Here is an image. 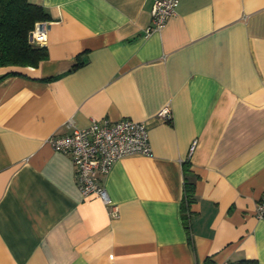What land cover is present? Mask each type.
Returning a JSON list of instances; mask_svg holds the SVG:
<instances>
[{
    "label": "crops",
    "instance_id": "1",
    "mask_svg": "<svg viewBox=\"0 0 264 264\" xmlns=\"http://www.w3.org/2000/svg\"><path fill=\"white\" fill-rule=\"evenodd\" d=\"M28 1L47 59L0 67V264H264V0H179L150 34L153 0ZM122 118L146 122L151 154L99 176L104 204L48 139Z\"/></svg>",
    "mask_w": 264,
    "mask_h": 264
},
{
    "label": "built area",
    "instance_id": "2",
    "mask_svg": "<svg viewBox=\"0 0 264 264\" xmlns=\"http://www.w3.org/2000/svg\"><path fill=\"white\" fill-rule=\"evenodd\" d=\"M179 0H153L151 9V27L146 34L161 31L167 20L177 13ZM45 29H36L29 33V41L39 45L44 41ZM161 122H169L172 112L169 105L162 107L156 114ZM70 133L48 139L52 149L68 154L75 166V181L84 197L94 196L104 204H110L99 176L106 175L114 162L128 155L149 156L148 126L144 121L122 118L116 122L91 120L86 128L76 127L72 120L67 121ZM193 142L188 158L195 150ZM115 211V210H114ZM258 220H264V191L255 210Z\"/></svg>",
    "mask_w": 264,
    "mask_h": 264
},
{
    "label": "trees",
    "instance_id": "3",
    "mask_svg": "<svg viewBox=\"0 0 264 264\" xmlns=\"http://www.w3.org/2000/svg\"><path fill=\"white\" fill-rule=\"evenodd\" d=\"M48 18L46 11L28 0H0V67L36 68L47 59L44 47L29 41V33L37 22ZM183 198L181 219L189 229L190 205L194 201L196 175L189 162L182 165ZM226 264H257L255 260H239Z\"/></svg>",
    "mask_w": 264,
    "mask_h": 264
}]
</instances>
